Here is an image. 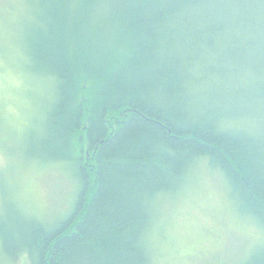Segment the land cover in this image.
<instances>
[{"label":"trees","instance_id":"obj_1","mask_svg":"<svg viewBox=\"0 0 264 264\" xmlns=\"http://www.w3.org/2000/svg\"><path fill=\"white\" fill-rule=\"evenodd\" d=\"M30 1L51 92L29 157L72 162L80 189L53 224L3 210L5 257L152 264L158 198L203 165L264 227V0ZM237 264H264V244Z\"/></svg>","mask_w":264,"mask_h":264},{"label":"rangeland","instance_id":"obj_2","mask_svg":"<svg viewBox=\"0 0 264 264\" xmlns=\"http://www.w3.org/2000/svg\"><path fill=\"white\" fill-rule=\"evenodd\" d=\"M32 11L30 0H0V213L12 206L53 224L73 209L80 183L72 162L29 157L51 92L25 39ZM198 168L191 182L158 198L152 264H237L264 244V227L236 212L222 178L208 165ZM15 255L8 259L0 247V264H30L25 252Z\"/></svg>","mask_w":264,"mask_h":264}]
</instances>
